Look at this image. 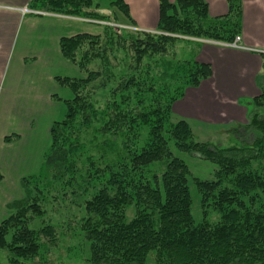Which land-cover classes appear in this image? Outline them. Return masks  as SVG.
<instances>
[{
    "label": "trees",
    "instance_id": "1",
    "mask_svg": "<svg viewBox=\"0 0 264 264\" xmlns=\"http://www.w3.org/2000/svg\"><path fill=\"white\" fill-rule=\"evenodd\" d=\"M101 1L30 0L27 8L111 23L115 9L134 24L124 0H104L108 8ZM241 13L240 0H227V12L216 17L205 0H158L156 32L106 24L98 35L60 39L62 56L84 77L54 78L72 97L53 96L65 113L50 126L37 173L20 179L22 199L7 205L12 213L0 223V250L9 264L33 262L56 245L53 225L31 224L47 202L81 213L86 264H145L150 252L155 264H264V89L240 126L252 134L249 143L211 148L195 140L185 119H172L173 104L212 73L194 52L178 56L177 41L232 44ZM170 142L214 163L213 178L193 177ZM155 162L164 165L159 173L148 169ZM190 179L199 221L192 215ZM210 210L217 221L208 220Z\"/></svg>",
    "mask_w": 264,
    "mask_h": 264
},
{
    "label": "crops",
    "instance_id": "2",
    "mask_svg": "<svg viewBox=\"0 0 264 264\" xmlns=\"http://www.w3.org/2000/svg\"><path fill=\"white\" fill-rule=\"evenodd\" d=\"M29 1L0 0V222L9 213L7 204L22 197L20 179L37 173L50 143V126L64 113L63 103L53 96L71 98L54 78H78L79 70L59 50L60 39L80 33L98 35L103 29L79 17L24 13ZM124 1L134 21L128 25L155 30L158 0ZM205 1L210 17L227 12V0ZM240 1L237 41H192L194 48L189 51L208 62L212 73L173 104L172 113L180 118L212 126L248 122L249 102L264 89V0ZM10 135L18 139L5 142Z\"/></svg>",
    "mask_w": 264,
    "mask_h": 264
},
{
    "label": "rangeland",
    "instance_id": "3",
    "mask_svg": "<svg viewBox=\"0 0 264 264\" xmlns=\"http://www.w3.org/2000/svg\"><path fill=\"white\" fill-rule=\"evenodd\" d=\"M101 5L104 8H108L107 1L102 0ZM27 10L29 9H26V7L22 8L23 12H27ZM112 10L115 11L114 13H116L117 15L116 22L114 23H111L108 21H104V22H108L110 23V25L114 24V26H117L120 28H125L124 26L126 27L131 26V25H128L129 23L127 22V20L117 10L115 9H112ZM48 14L58 15V14L51 13V12H48ZM70 17H74V16H70ZM192 46L194 48L193 42L189 44H185L183 41L178 40L175 45V51L177 55L180 56V54L183 51L188 52L189 49L192 48ZM79 73L81 75H84L80 71H78L77 72L78 78L80 77ZM262 80L264 82V78ZM66 89L69 90L68 88ZM189 89H192V88H189ZM69 92L72 97V93L70 90ZM243 103H247L246 100H243ZM64 113H65V110H64ZM63 115L58 119L60 120L63 117ZM172 119L173 120L180 119V116H177L173 112ZM187 122L191 126L195 140L200 141V142H208L210 143L211 148L215 146L228 147L231 145L238 144L239 141H244L243 143H249L253 139L252 134L247 135V133L244 132L243 129L240 127L241 125H238L236 123L217 124L215 126H212V125H206L203 123H198L194 120H188ZM235 129L237 131H235ZM12 142L13 141L8 142V143H12ZM169 146L173 154L179 157L180 159H182L186 163L193 177L200 178V179H212L213 178L214 171L216 169V165L214 163L204 158H201L199 156H196L192 153L179 151L175 148L172 142L169 143ZM148 169L150 172L159 173L164 169V165L161 162H155V163H151L148 166ZM29 176L31 175H27L23 177H29ZM189 188H190V192L192 196V215L195 221H199L201 220V217H202L200 202H199V195L191 179L189 181ZM23 195L24 193L22 191V197ZM22 197L19 199H22ZM65 207H67L65 204L64 205H52L50 202H47L44 205L45 213L42 215V217H38V216L33 217L34 220L31 222V224L37 227L44 226L46 224L53 225L55 228L56 234L58 236V240L54 247L49 246L47 247V249L41 250L42 252L41 256L33 259L32 260L33 262L29 260L28 262H26V264L28 263L29 264H86L85 258L87 257L88 246H87L86 241L83 238V233L80 230V222H78V220H80L79 217L81 213L77 212L78 210L76 208L72 210L71 212H67ZM11 213L12 211L9 209V213L6 216V218ZM69 213H74L75 216L70 217L72 215L68 216ZM127 215L128 217H131L133 215L132 209H128ZM207 217L210 222H215L218 219L217 213L214 212L213 210L212 211L210 210L208 212ZM70 218L72 219L74 218L76 221H70L69 220ZM154 259H155L154 253L150 252L148 257L146 258L145 264H155ZM0 264H9L6 251L0 250ZM234 264H238V263H234Z\"/></svg>",
    "mask_w": 264,
    "mask_h": 264
},
{
    "label": "built area",
    "instance_id": "4",
    "mask_svg": "<svg viewBox=\"0 0 264 264\" xmlns=\"http://www.w3.org/2000/svg\"><path fill=\"white\" fill-rule=\"evenodd\" d=\"M28 12H31L33 14H36V15H49L48 12H45V11H40V10H27ZM87 22H91V23H96V24H110L108 22H103V21H98V20H91V19H85ZM114 26V24H111ZM117 27V26H115ZM125 28L127 29H134L133 27H126L124 26ZM120 28V27H119ZM264 54V53H263Z\"/></svg>",
    "mask_w": 264,
    "mask_h": 264
}]
</instances>
